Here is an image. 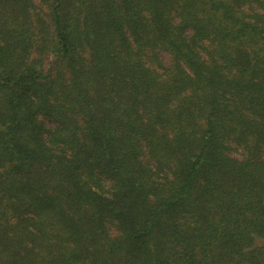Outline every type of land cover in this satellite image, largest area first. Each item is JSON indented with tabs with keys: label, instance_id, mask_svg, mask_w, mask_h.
<instances>
[{
	"label": "trees",
	"instance_id": "16d2710c",
	"mask_svg": "<svg viewBox=\"0 0 264 264\" xmlns=\"http://www.w3.org/2000/svg\"><path fill=\"white\" fill-rule=\"evenodd\" d=\"M0 264H264V0H0Z\"/></svg>",
	"mask_w": 264,
	"mask_h": 264
}]
</instances>
